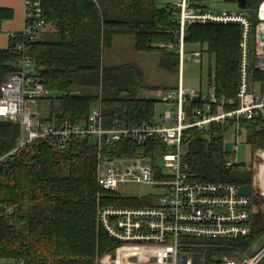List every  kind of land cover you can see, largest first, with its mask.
I'll list each match as a JSON object with an SVG mask.
<instances>
[{
  "label": "trees",
  "instance_id": "trees-1",
  "mask_svg": "<svg viewBox=\"0 0 264 264\" xmlns=\"http://www.w3.org/2000/svg\"><path fill=\"white\" fill-rule=\"evenodd\" d=\"M258 2L246 0L244 7L255 9ZM41 5L43 34L29 44L28 55L49 96L56 94L45 98L43 120L84 121L91 108L98 105L104 128L116 123L136 128L152 122L157 101L141 97L147 90L142 72L131 63L106 66L102 53L116 37L130 36L135 52L157 53L158 67L177 74L178 57L167 47L176 39L169 30H174L177 23L168 5L159 8L155 0H41ZM11 17V10L0 8V21ZM20 41V35L14 36L9 47L0 50V86L14 70ZM185 42L199 44L213 58L214 74L208 76L207 85L213 87L218 98L231 101L223 111L237 108L238 29L194 24L186 28ZM196 107L192 102L186 110ZM241 127L253 153L264 149V116L242 121ZM226 129L211 124L207 131H185L183 141L188 143V152L184 162L197 181L252 187L261 163L258 155L248 169L232 167L225 174ZM18 135V125L0 119V156L15 148ZM166 152L155 139L143 146L119 141L105 143L102 148L103 155L109 157H154ZM95 174V146L87 141H75L62 151L37 141L0 162V258L98 264L103 255L113 257L117 245L96 225L97 196L103 206H139L142 202L109 192L98 195ZM253 206L251 236L233 243L241 251L264 232L259 194L253 195ZM195 252L200 254L195 255L194 264H208L213 253L233 251L206 248Z\"/></svg>",
  "mask_w": 264,
  "mask_h": 264
},
{
  "label": "built area",
  "instance_id": "built-area-1",
  "mask_svg": "<svg viewBox=\"0 0 264 264\" xmlns=\"http://www.w3.org/2000/svg\"><path fill=\"white\" fill-rule=\"evenodd\" d=\"M255 1H259L255 9L237 5V10L222 13L209 11L194 0L168 5L177 27L169 30L176 39L167 47L178 57L179 74L177 86L167 90L162 98L169 108L163 111L156 123L136 128L116 123L111 128H104L98 105L93 106L86 120L80 122L44 121L41 115L26 107V103L44 100L49 94L39 82L36 65L28 55L29 44L37 39L45 24L41 0H22L24 26L20 33L21 41L15 49L14 70L0 86V119L18 125L19 135L15 148L0 156V162L37 141L61 151L67 150L75 141H87L95 146L98 195L109 192L122 197L118 194L119 188L134 184L163 190L160 195L150 197V201L145 197L135 198L142 202L139 206H103L97 196L96 225L117 245L114 261L108 256L107 263L194 264L195 255L200 254L195 250L210 248L233 252L213 253L212 263L208 264H264V245L248 257L247 250L241 251L233 244L252 234L254 206L251 187L249 196H243L238 193L240 186L233 183L197 181L184 162L188 143L183 141L188 129L207 131L211 124H218L235 128L237 134L242 121L264 116V92L255 88L256 84L264 83V0ZM248 10L254 11L253 17ZM194 24L234 26L238 29L237 108L233 110L223 111L231 101L218 98L214 91L202 94L182 88L184 61L199 62L203 55L201 50L186 53L185 30ZM257 75L262 76L260 81ZM192 102L197 107L188 112L186 107ZM151 139L160 142L167 152L156 153L154 157H109L102 153L105 143L128 141L135 146H143ZM230 142L232 150H236ZM254 154L261 160L255 170V182L261 193L264 229V149ZM160 159L162 166L157 164ZM225 165L226 169L249 168L227 159ZM7 213L11 214V211ZM0 264L48 263L0 258Z\"/></svg>",
  "mask_w": 264,
  "mask_h": 264
},
{
  "label": "rangeland",
  "instance_id": "rangeland-1",
  "mask_svg": "<svg viewBox=\"0 0 264 264\" xmlns=\"http://www.w3.org/2000/svg\"><path fill=\"white\" fill-rule=\"evenodd\" d=\"M194 1L214 13L234 11L237 10L238 7L234 2H224L223 0ZM180 2L181 0H155V3L159 8L165 7L167 5H176ZM185 49L186 53L201 50L199 45H190ZM158 58L159 56L157 53L143 54L135 52L133 50V40L130 36L116 37L112 46L109 49L103 50L102 53V61L106 66L131 63L142 72L144 77V85L147 87V90L141 92L140 95L141 97L154 99L157 101L154 108V121L156 122L159 121L161 112L166 109V105L164 106V104L158 102V100L161 99L160 97L165 96V93L169 88L176 87L178 83V76L176 73L170 74L158 67ZM201 62L202 63H198L192 60L184 61L182 66L181 85L185 90H196L200 91L202 94L211 93V90L208 88L207 81L208 76H213L214 74V61L213 58H210L206 53H203ZM255 88L257 89V84L255 85ZM49 97H56V94H50ZM44 101L42 100L37 103L28 102L26 103V107L32 113L37 112L39 115H42L45 104ZM238 131L239 132L236 134V130L233 127L227 128L225 130L226 141H232L236 147V150L226 153L225 159L229 161H235L241 165H245L246 167H250L252 166V158L255 156V154L251 151L250 146L246 142V130L241 128ZM157 164L162 166L161 159L157 162ZM161 193H163V190L143 184L124 185L118 190V194L122 197H145L148 199V201H150V197L154 198ZM251 194H259L261 197L257 182H255V185L251 187ZM263 245L264 232L259 239H257L248 247L246 252L248 257H251L254 251L258 250ZM108 256H110L111 259H109L111 261H114V256L112 257L111 255H103L101 258H99L98 264H112L110 261L107 263L108 259L106 258H108Z\"/></svg>",
  "mask_w": 264,
  "mask_h": 264
},
{
  "label": "crops",
  "instance_id": "crops-1",
  "mask_svg": "<svg viewBox=\"0 0 264 264\" xmlns=\"http://www.w3.org/2000/svg\"><path fill=\"white\" fill-rule=\"evenodd\" d=\"M0 8H5V9L12 11L11 19L0 21V50H5L9 47L10 38L17 36V35H20V33L23 29V26H24V8H23L22 0H0ZM42 34H43V32L40 31L37 34L36 38H40L42 36ZM190 45H199V44L190 43V44H186V47L190 46ZM201 51L203 53H206V50L204 47L201 48ZM201 60L198 63H202ZM177 76H178V81H179L178 72H177ZM257 78L256 79L259 80V76H257ZM208 88L211 90V92L213 91L212 86H208ZM169 89H172V88H169ZM257 89H259L261 92H263L264 91V83H262L260 86L257 85ZM160 98L161 99H159L158 101L163 103L164 106L166 105L165 106L166 109L169 108V105L167 103L163 102V99H162L163 97H160ZM40 101H42V100H40ZM40 101H37V102H40ZM166 109H164V110H166ZM163 111L161 112L160 116L162 115ZM159 120H160V118H159ZM152 122L156 123V121H154V117H153Z\"/></svg>",
  "mask_w": 264,
  "mask_h": 264
},
{
  "label": "water",
  "instance_id": "water-1",
  "mask_svg": "<svg viewBox=\"0 0 264 264\" xmlns=\"http://www.w3.org/2000/svg\"><path fill=\"white\" fill-rule=\"evenodd\" d=\"M224 2H236L239 7H244L245 5V0H223ZM248 13L250 14L251 17L254 16V11L253 10H248ZM194 101H197V98H194ZM223 151L225 153H230L232 151V143L230 141H226L223 144ZM229 169H225V174H228ZM238 193L243 196H249L250 194V186L248 185H243L238 188ZM152 261H155L152 259ZM170 261V259H168Z\"/></svg>",
  "mask_w": 264,
  "mask_h": 264
}]
</instances>
